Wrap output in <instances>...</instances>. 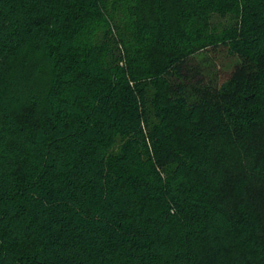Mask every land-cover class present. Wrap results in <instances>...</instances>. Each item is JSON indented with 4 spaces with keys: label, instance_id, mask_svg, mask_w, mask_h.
<instances>
[{
    "label": "trees",
    "instance_id": "obj_1",
    "mask_svg": "<svg viewBox=\"0 0 264 264\" xmlns=\"http://www.w3.org/2000/svg\"><path fill=\"white\" fill-rule=\"evenodd\" d=\"M0 264H264V0H0Z\"/></svg>",
    "mask_w": 264,
    "mask_h": 264
},
{
    "label": "rangeland",
    "instance_id": "obj_2",
    "mask_svg": "<svg viewBox=\"0 0 264 264\" xmlns=\"http://www.w3.org/2000/svg\"><path fill=\"white\" fill-rule=\"evenodd\" d=\"M126 17L127 15L124 16V20L126 21V19H128V21L126 22L130 23L131 18ZM235 20L236 19L233 18L230 14L221 16L216 13H211L208 16V26L206 27V34H218L225 28L231 26V24L234 23ZM114 34L116 33L114 32ZM119 49H121L120 45ZM233 64L234 59L229 57L225 51L218 50L214 52L213 50H210L208 48L201 50L197 54L193 55V57H191L189 61L190 67L199 70V72H201L207 80L213 82L214 84L221 83L224 80L226 74L230 71ZM120 65L124 66V60L120 62ZM150 91H153L152 85H150ZM155 124L158 125L159 121L155 119L153 115H151V126ZM123 145L124 141L121 138L116 137L115 144L112 148V151L110 152V161L115 167L116 171L130 174L131 172L136 170V167H133V165H131L130 163L123 162L124 160L120 155ZM168 147L189 149L191 147V143L182 134H178V136L176 137L169 136L166 148L156 149L154 147H151L149 149V153L145 155V159H147L148 162H153L151 164L157 165L158 160H161L162 155L167 151ZM156 171V176H160L161 178L165 179L168 175L174 173L175 167L174 165H165L164 169L157 168ZM29 247L30 243H24L23 248L27 250L29 249Z\"/></svg>",
    "mask_w": 264,
    "mask_h": 264
}]
</instances>
